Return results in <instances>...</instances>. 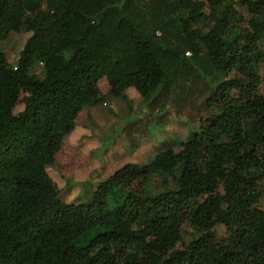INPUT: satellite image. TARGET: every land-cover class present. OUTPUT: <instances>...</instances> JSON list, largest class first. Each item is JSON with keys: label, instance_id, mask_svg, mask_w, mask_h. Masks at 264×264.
<instances>
[{"label": "trees", "instance_id": "obj_1", "mask_svg": "<svg viewBox=\"0 0 264 264\" xmlns=\"http://www.w3.org/2000/svg\"><path fill=\"white\" fill-rule=\"evenodd\" d=\"M20 31L15 62L0 49V264H264V0H0V38ZM130 87L151 111L178 89L192 137L68 202L88 160L70 135Z\"/></svg>", "mask_w": 264, "mask_h": 264}, {"label": "rangeland", "instance_id": "obj_2", "mask_svg": "<svg viewBox=\"0 0 264 264\" xmlns=\"http://www.w3.org/2000/svg\"><path fill=\"white\" fill-rule=\"evenodd\" d=\"M239 9L246 14L245 9ZM30 34L11 32L0 38V49L10 62H15ZM177 91L159 93L154 111L152 103L144 102L135 87L128 88L125 97L109 96L106 103L93 107L91 118L78 125L69 137L70 144L88 160L70 178L68 202L86 200L98 183L123 162L147 163L161 149L177 147L192 137L199 117L192 105L175 99ZM47 171L59 186L65 184L56 164L49 165ZM218 231L222 236L224 226H219Z\"/></svg>", "mask_w": 264, "mask_h": 264}]
</instances>
